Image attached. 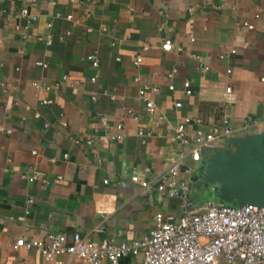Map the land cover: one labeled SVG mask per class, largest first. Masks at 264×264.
<instances>
[{"label":"crops","instance_id":"0c3cea01","mask_svg":"<svg viewBox=\"0 0 264 264\" xmlns=\"http://www.w3.org/2000/svg\"><path fill=\"white\" fill-rule=\"evenodd\" d=\"M164 39L182 50H162ZM145 85L157 89L146 93L154 117L138 94ZM227 87L233 102L223 106ZM45 99L52 103L41 105ZM223 112L233 134L219 149L264 133V0H0V264H46L36 249L13 250L19 239L147 235L154 215L179 203L131 176L149 167L150 179L182 156L179 178L189 181L200 162L168 137L185 118L199 121L188 125L189 138L208 132ZM154 127L160 137L142 145L137 130ZM36 171L43 176L33 182L21 177Z\"/></svg>","mask_w":264,"mask_h":264},{"label":"built area","instance_id":"2783aa9c","mask_svg":"<svg viewBox=\"0 0 264 264\" xmlns=\"http://www.w3.org/2000/svg\"><path fill=\"white\" fill-rule=\"evenodd\" d=\"M29 1L35 3L37 0ZM29 15L27 8L20 10L21 17ZM67 19H71V16H67ZM245 27L248 30L253 29L248 24ZM190 41L193 42L194 39L191 37ZM50 43L49 39L46 40L47 45ZM161 48L166 52L174 48L177 52L182 50L181 47L174 46L169 39L162 41ZM230 53L235 54V50H231ZM223 57L224 55H220V58ZM87 59L91 61L93 68L98 66L92 55ZM141 61L140 56L135 57L134 65L137 66ZM38 65L46 67L42 62ZM199 70L202 73L208 72V63L200 59ZM227 73L229 74L230 70H227ZM137 80L136 78L135 81ZM95 81L96 76H93L91 82L95 83ZM32 85L38 88V84L32 83ZM184 88L185 94L190 95L188 82L184 83ZM45 89L50 88L45 87ZM169 89L172 91L173 86ZM148 90L157 92L156 88L145 85L140 88L138 94L147 115L154 117L156 107L146 97ZM232 102V91L227 87L223 94V106ZM51 103V100L46 99L40 102L41 105ZM175 107L180 108L181 104L176 103ZM126 112L133 115L131 110ZM132 118L137 120L135 116ZM100 121L106 124L107 119L100 116ZM195 122L199 123L198 120L191 118L183 119L173 129L168 141L184 147L189 146L187 153L191 161L200 162L203 157L202 152H207L209 155L218 150V141L231 136L233 128L229 125V115L223 112L218 126L208 132L197 129L193 137L189 138L187 127ZM62 125L65 126V123ZM116 129L121 130L122 126L117 125ZM136 135L141 144L145 145L148 140L158 138L161 134L154 127L152 129L140 128ZM111 138L120 141L123 137L121 134H115ZM86 143L90 145L91 141ZM63 157L68 158V154H64ZM180 158L150 179L145 177L151 173L149 167L143 168L142 175L134 174L130 178L143 190L150 192L154 189L179 203L176 212H157L153 218V229L140 239L114 243L106 238L93 240L77 232L70 236L50 234L45 240H16L12 247L13 250L36 249L46 264H264V208L254 205L241 207L225 205L213 197L199 202L193 201L190 181L179 178L180 161L183 157ZM42 176L41 172L36 171L31 176L22 175L21 177L28 182H33ZM27 203H33V199L30 198ZM103 230V227H100L96 232H103ZM126 260L132 261L125 262Z\"/></svg>","mask_w":264,"mask_h":264},{"label":"water","instance_id":"95a60500","mask_svg":"<svg viewBox=\"0 0 264 264\" xmlns=\"http://www.w3.org/2000/svg\"><path fill=\"white\" fill-rule=\"evenodd\" d=\"M189 181L211 188L209 197L225 205L264 208V133L233 138L226 148L202 157Z\"/></svg>","mask_w":264,"mask_h":264},{"label":"rangeland","instance_id":"374dc122","mask_svg":"<svg viewBox=\"0 0 264 264\" xmlns=\"http://www.w3.org/2000/svg\"><path fill=\"white\" fill-rule=\"evenodd\" d=\"M196 174L193 172L192 175ZM193 197L195 200H204L205 198L212 195L211 188H205L203 183L198 182L197 184L192 185Z\"/></svg>","mask_w":264,"mask_h":264},{"label":"trees","instance_id":"16d2710c","mask_svg":"<svg viewBox=\"0 0 264 264\" xmlns=\"http://www.w3.org/2000/svg\"><path fill=\"white\" fill-rule=\"evenodd\" d=\"M193 196V195H192ZM193 199H194V197H193ZM195 200V199H194ZM197 201V200H196ZM199 201H202V200H199ZM228 205H231V206H235V203L233 202V203H230V204H228Z\"/></svg>","mask_w":264,"mask_h":264}]
</instances>
